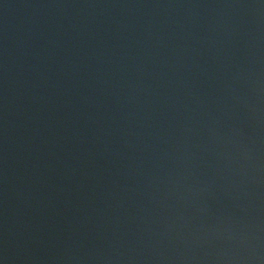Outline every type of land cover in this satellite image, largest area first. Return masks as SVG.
Instances as JSON below:
<instances>
[{
    "label": "water",
    "instance_id": "water-1",
    "mask_svg": "<svg viewBox=\"0 0 264 264\" xmlns=\"http://www.w3.org/2000/svg\"><path fill=\"white\" fill-rule=\"evenodd\" d=\"M0 264H264V0H0Z\"/></svg>",
    "mask_w": 264,
    "mask_h": 264
}]
</instances>
